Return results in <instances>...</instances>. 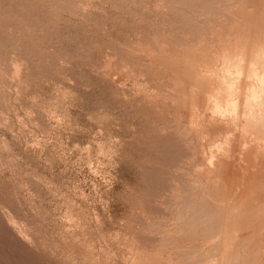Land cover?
Segmentation results:
<instances>
[{"label": "rangeland", "instance_id": "1", "mask_svg": "<svg viewBox=\"0 0 264 264\" xmlns=\"http://www.w3.org/2000/svg\"><path fill=\"white\" fill-rule=\"evenodd\" d=\"M220 1L0 0V264H264V0Z\"/></svg>", "mask_w": 264, "mask_h": 264}, {"label": "bare ground", "instance_id": "2", "mask_svg": "<svg viewBox=\"0 0 264 264\" xmlns=\"http://www.w3.org/2000/svg\"><path fill=\"white\" fill-rule=\"evenodd\" d=\"M177 1H179V0H177ZM186 1H189V0H186ZM202 1H203V0H202ZM210 1H212V0H210ZM213 1H216V3H218L217 1H220V0H213ZM222 1H223V3H222ZM222 1H220V2H221V6L223 5L222 7L225 8V11H227V10L229 11V10H231L234 6H237V5H238V4H237V5L231 6V5H233V4H236V3H233L234 0H233V1H231V0H227V1L222 0ZM228 1H229L230 3H229ZM235 1H236V0H235ZM249 1H250V0H249ZM194 2H195V1H194ZM206 2H207V1H206ZM208 2H209V1H208ZM224 2H225V3H224ZM231 2H232V3H231ZM240 2H241V1H240ZM246 2H247V1H246ZM176 3L178 4V2H176ZM179 3H180V2H179ZM185 3H187V2H185ZM202 3L204 4V2H202ZM226 3H227V4H226ZM237 3H239V2H237ZM181 4H182V3H181ZM183 4H184V3H183ZM190 4H191V3H190ZM200 4H201V3H200ZM205 4H207V5H205ZM205 4H204V6H201V7H206V6H208V3H205ZM218 4H219V3H218ZM224 4H226V5H224ZM229 4H230V5H229ZM247 4H248V3H247ZM177 6H178V5H177ZM217 6H218V7L216 8V10L219 11L221 6H220V7H219V5H217ZM224 6H225V7H224ZM245 6H246V5H245ZM188 7H189V6H188ZM222 7H221V10L223 9ZM176 8H177V10H179V9H178L179 7H176ZM176 8H175V9H176ZM193 8H194V7H193ZM206 8L208 9V8H210V7H206ZM230 8H231V9H230ZM189 9H190V8H189ZM211 9H212V8H211ZM213 9H215V8H213ZM233 9H235V8H233ZM195 10H196V11L198 10L197 12L202 11V13H203V11L206 10V9L202 8V10H200L199 7H198L197 9L194 8V9H193V14H194V11H195ZM221 10H220V11H221ZM254 10H255V9H254ZM220 11H219V12H220ZM222 11H223V10H222ZM186 12H187V11H186ZM223 12H224V11H223ZM232 12H234V11H232ZM244 12H245V11H244ZM225 13H226V12H225ZM229 13H230V12H229ZM242 13H243V12H242ZM191 14H192V13H191ZM193 14H192V15H193ZM200 14H201V13H200ZM203 14H205V13H203ZM209 14H211V12H209ZM212 14H213V13H212ZM227 14H228V12H227ZM246 14H247V13H246ZM179 15H180V14H179ZM196 15H197V14H196ZM196 15H195L194 17H197V16H198V15H197V16H196ZM205 15H207V17H208V13H206ZM215 15H216V14H215ZM215 15H213L212 17H214ZM234 15H235V13H234ZM188 16H189V15H188ZM188 16H187V17H188ZM209 16H210V15H209ZM187 17H185V18L187 19ZM194 17H193L191 20H193ZM199 17H201V16L199 15ZM199 17H198V18H199ZM203 17H204V16H203ZM210 17H211V16H210ZM212 17H211V18H212ZM248 17H249V16H248ZM216 18H217V17H216ZM216 18H215V19H216ZM199 19H200V18H199ZM204 19H205V18H204ZM206 19H207V18H206ZM206 19H205V20H206ZM205 20H204V22H206ZM212 20H213V22H214V19H212ZM202 21H203V19H202ZM208 21H209V20H208ZM210 21H211V19H210ZM210 21H209V22H206V25L211 24L212 22H210ZM215 21H216V20H215ZM204 22H201V23L205 24ZM216 22L218 23V21H216ZM236 22H237V21H236ZM194 23H195V22H194ZM196 23H197V22H196ZM196 23H195L194 25H197V24L203 25V24H201V23H197V24H196ZM207 23H208V24H207ZM214 23H215V22H214ZM219 23H220V22H219ZM223 23H224V22H223ZM183 24H184V23H183ZM225 24H226V23H225ZM194 25H193V27H194ZM206 25H204V26H206ZM213 25H214V24H213ZM216 25H217V24H216ZM220 25H222V24H220ZM180 26H181V25H180ZM180 26H179V28H180ZM182 26H184V25H182ZM191 26H192V25H191ZM204 26H203L202 29H201V26H199L200 29H201L202 31H204L205 28H206V27L204 28ZM208 26H209V25H208ZM211 26H212V25H210V26L208 27L209 29L207 28V33H209V30H210V27H211ZM217 26H218V25H217ZM199 27H197V28H199ZM164 28H165V27H164ZM219 28H220V26H219ZM221 28H222V26H221ZM182 29H183V28H182ZM184 29H185V28H184ZM200 29H199V30H196V29H195L196 32H195V30H194V32H192V33H193L192 36L195 35V34L197 33V31H198V33H199V32H200ZM203 29H204V30H203ZM249 29H250V28H249ZM176 30H177V29H176ZM180 30H181V29H180ZM213 31H214V30H213ZM182 32H183V31H181V33H182ZM194 33H195V34H194ZM207 33H205V32L203 33V32H202V34H207ZM210 33H211V32H210ZM184 34H185V33H184ZM199 34H201V33H199ZM213 34H214V33H213ZM197 35H198V34H196L195 36H197ZM209 35H212V34H209ZM182 36H183V34H182ZM185 36H187V35H185ZM198 36H199V35H198ZM198 36H197V37H198ZM205 36H206V35H205ZM151 37H152V36H151ZM187 37L190 38L191 36L188 35ZM187 37H186V38H187ZM208 37H209V36H208ZM173 38H174V37H173ZM189 38H188V39H189ZM191 38H192V39H195V37H191ZM206 38H207V36H206ZM184 39H185V38H184ZM200 39L202 40V38H198L197 40L201 41ZM207 39H208V38H207ZM207 39H204V40H203V42L207 41V43H205V45L203 44L202 46H207V47H209L208 44H210L209 42H211V41H208ZM211 39H214V37L212 38V36H211ZM211 39L209 38V40H211ZM149 40H150V39H149ZM195 40H196V39H195ZM195 40H192V44H193V42H194L195 46H197V45H198L197 43H198L199 41L196 42ZM150 41H151V40H150ZM156 41H157V39H156ZM156 41H154V44H155ZM159 41H160V40H159ZM190 41H191V40H190ZM195 42H196V43H195ZM201 42H202V41H201ZM203 42H202V43H203ZM212 42H213V40H212ZM224 42H225V41H224ZM156 43H157V42H156ZM174 43H175V42H174ZM202 43L199 42V46H200V44H202ZM234 43H235V42H234ZM157 44H158V43H157ZM186 44H187V43H186ZM206 44H207V45H206ZM138 45H139V44H138ZM158 45H159V44H158ZM162 45H163V44H162ZM162 45H161V46H162ZM182 45H184V44H182ZM135 46H136V45H135ZM146 46H147V45H146ZM154 46H156V45H154ZM154 46H153V47H154ZM180 46H181V45H180ZM190 46H193V45H190ZM195 46H194V47H195ZM199 46H198V48H199ZM142 47H143V46H142ZM176 47H177V46H176ZM178 47H179V46H178ZM182 47L184 48V47H186V45H184V46H182ZM182 47H179L180 50L183 49ZM188 47H189V46H188ZM212 47H213V46H212ZM149 48H150V47H149ZM154 48H155V47H154ZM179 48H177V49L179 50ZM196 48H197V47H195V49H196ZM260 48H261V50H262V47H260ZM260 48H259V49H260ZM143 49H144V47H143ZM156 49H157V48H156ZM147 50H148V49H147ZM154 50H155V49H154ZM164 50H166V49H164ZM168 50H169V49H168ZM249 50H250V49H249ZM257 50H258V49H257ZM234 51H235V50H234ZM234 51H233V52H234ZM239 51H240V50H239ZM160 52H161V51H160ZM168 52H169V51H168ZM180 52H181V51H180ZM182 52H183V51H182ZM193 52H194V51H193ZM257 52H260V51H257ZM138 53H139V52H138ZM141 53H142V52H141ZM169 53H170V52H169ZM171 53H172V52H171ZM173 53H174V51H173ZM175 53H176V52H175ZM184 53H185V52H184ZM237 53H238V52H237ZM237 53H234V55L236 54V56L241 57V56H240L239 54H237ZM158 54H159V53H158ZM176 54H177V53H176ZM227 54H228V53H227ZM256 54H257V53H256ZM261 54H262V52H261ZM225 55H226V54H225ZM231 55H232V53H231ZM234 55H233V56H234ZM241 55H242V53H241ZM246 55H247V54H246ZM258 55H259V54H258ZM153 56H154V55H153ZM158 56H159V55H158ZM171 56H172V55L169 54V55H167L165 58H167L169 62H172V63H173V62L175 61V59L172 58ZM182 56H183V54H182ZM182 56L180 55V58H181ZM185 56H186V55H185ZM227 56H228V55H227ZM227 56H226L225 58H227ZM244 56H245V54H244ZM244 56H243V58H244ZM261 56H262V55H261ZM222 57L224 58V55H223ZM239 57H238L237 59H239ZM255 57H256V55H255ZM153 58H154V57H153ZM233 58H234V57H233ZM233 58H232V59H233ZM256 58L259 59V58H261V57L258 56V57H256ZM256 58H253V59H255L256 62H257L258 59H256ZM167 59H166V60H167ZM185 59H189V58H185ZM232 59H230V60H232ZM234 59H236V58H234ZM241 59H242V57H241ZM244 59H245V58H244ZM222 60H223V59H222ZM226 60L228 61L229 59H225V62H227ZM176 61H177V60H176ZM223 61H224V60H223ZM232 61H233V60H232ZM235 61H237V60H234L233 62L235 63ZM261 61H264V60H261ZM228 62H230V61H228ZM228 62H227V63H228ZM237 62H238V61H237ZM162 63H163V62H162ZM223 63H224V62H223ZM231 63H232V62H230L229 67H228V66H227V67L225 66V67L223 68V70H224L225 68H230V69L232 70V67L235 66V65H237L236 63H235V64H231ZM239 63H240V62H239ZM239 63H238V64H239ZM245 63H246V62H245ZM258 63H259V62H258ZM201 64H202V63H201ZM221 64H222V63H221ZM240 64H241V63H240ZM263 64H264V62L262 63V65H263ZM224 65H225V63L223 64V66H224ZM255 65H256V64H255ZM196 66H197V64H196ZM230 66H232V67H230ZM239 66H240V65H239ZM239 66L237 65V67H239ZM256 66H257V65H256ZM235 67H236V66H235ZM242 67H243V66H242ZM164 68H165V67H164ZM221 68H222V67H221ZM254 68H255V67H254ZM200 69H201V68H200ZM233 69H234V70H232V71H235V68H233ZM238 69H239V68H238ZM249 69H250V68H249ZM249 69H248V70H249ZM263 69H264V68H263ZM223 70H222V71H223ZM240 70H241V68H240ZM252 70H253V69H252ZM259 70H260V69H259ZM259 70H258V71H259ZM157 71H158V70H157ZM171 71H172V70H171ZM173 71H174V70H173ZM224 71H225V70H224ZM228 71H230V70H228ZM238 71H239V70H238ZM226 72H227V71H226ZM226 72H225V73H226ZM230 72H231V71H230ZM239 72H242V71H239ZM254 72H256V71L254 70ZM245 73H246V72H245ZM248 73H249V72H248ZM262 73H263V72H262ZM171 74H173V73H171ZM195 74H196V73H195ZM222 74H223V72H222ZM233 74H235V73L233 72ZM259 74H260V73H259ZM225 75H226V74H225ZM229 75H230V77H231V76H232V77H231V78L224 77L225 79L227 78V79L225 80V82L228 81V79H232V80H233L234 77H237V76L232 75V73L229 74ZM240 75H241V73H240ZM253 75H254V74H253ZM257 75H258V73H257ZM262 75H263V74H262ZM262 75H260L261 77H259V78L261 79V85H258L257 88H254V89L252 88V89H251V93L249 94V97H248V105H247V108L245 107V108H246V109H245V110H246V111H245V115H246L247 117L251 118L252 121H253L254 123H256V124H261V125L263 124V125H264V75H263V76H262ZM223 76H224V75H223ZM226 76H228V75H226ZM180 77H181V76H180ZM178 78H179V77H178ZM188 78H189V77H188ZM224 78L222 79V82H223V83H225V82L223 81ZM241 78H242V77H241ZM257 78H258V77H257ZM259 78L256 79L255 81H258ZM176 79H177V78H176ZM252 79H253V78H252ZM254 79H255V78H254ZM232 80H229V81H232ZM233 81L237 82V81H238V78H237V80L234 79ZM233 81H232V82H229L228 84H230V83L232 84ZM251 81H252V80H251ZM158 82H159V81H158ZM163 83H164V82H163ZM174 83H175V82H174ZM174 83H173V84H174ZM226 83H227V82H226ZM226 83H225V84H226ZM237 83H238V82H237ZM258 83H259V82H258ZM230 86H232V85H227L226 88H230ZM233 86H234V85H233ZM172 89H173V88H172ZM248 89H250V88H248ZM168 90H169V91H172V90H170V88H168ZM168 90H167V91H168ZM227 90H229V89H227ZM227 90H226V91H227ZM232 90H233V89H232ZM169 91H168V92H169ZM227 92H228V91H227ZM174 93H175V92H174ZM234 93H235V92H234ZM169 94H170V93H169ZM163 95H165V94H163ZM166 95H167V94H166ZM159 96H160V95H159ZM161 96H162V95H161ZM171 97H172V96H171ZM160 98H161V97H160ZM231 98H232V97H231ZM162 99H163V98H162ZM164 99H165V98H164ZM171 99L173 100V98H171ZM171 99H170V100H171ZM177 99H178V98H177ZM170 100H169V102H170ZM232 100H233V98H232ZM234 100H235V99H234ZM167 101H168V100H167ZM180 101H181V100H180ZM216 101H217V100H216ZM164 102H165V101H164ZM228 102H230V101L228 100ZM236 102H238V101H236ZM245 103H246V102H245ZM166 105H167V104H166ZM216 105H219V103H218V104L216 103ZM214 108H215V107H214ZM214 108H213V109H214ZM216 111H217V113H220V116H221V115H223V117H225V116H226V117L231 116L232 119H234V121H238V120H239V119H238V115H240V114H239V112L237 111V105L234 104V103H233L232 105L226 107L225 109H224V108H221V107L218 106L217 109H216ZM212 113H213V112H212ZM215 114H216V113H215ZM195 115H197V114H195ZM193 116H194V115H193ZM198 116H199V115H198ZM194 117H195V116H194ZM193 121H194V120H193ZM241 122H242V120H241ZM225 123H226V122H225ZM256 124L254 125L255 127H256ZM242 125H243V124H242ZM246 125H247V124H246ZM239 126H240V125H239ZM243 127H244V126H243ZM244 129H246V128H244ZM171 133H172V132H171ZM170 183H171V182H170ZM186 184H187V183H186ZM169 186H170V185H169ZM174 187H175V186H174ZM170 188H171V187H170ZM178 188H179V187H178ZM186 188H187V186H186ZM178 190H181V189H178ZM186 190H187V189H186ZM188 190H189V189H188ZM188 190H187V191H188ZM188 193H189V191H188ZM174 195H175V194H174ZM178 195H179V194H178ZM176 198H177V197H176ZM176 198H174V199H176ZM177 199H178V198H177ZM15 240H16V239H15Z\"/></svg>", "mask_w": 264, "mask_h": 264}]
</instances>
